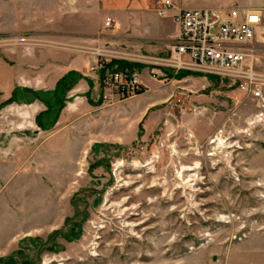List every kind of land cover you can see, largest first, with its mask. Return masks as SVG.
<instances>
[{"label": "rangeland", "instance_id": "374dc122", "mask_svg": "<svg viewBox=\"0 0 264 264\" xmlns=\"http://www.w3.org/2000/svg\"><path fill=\"white\" fill-rule=\"evenodd\" d=\"M62 1L0 0V102L18 86H48L46 69L64 52L96 56L98 40L63 36L80 20L100 28L98 38L102 29L123 36L112 14L81 15L74 0ZM146 2L149 12L125 19L139 36L163 18L159 0ZM127 43L109 48L138 63L157 57ZM150 70L152 82L125 110L148 107L146 124L131 118L122 144L87 141L80 154L60 152L42 180L0 161V264H264V116L255 117L264 100L218 79H153ZM2 116L10 132L9 111Z\"/></svg>", "mask_w": 264, "mask_h": 264}, {"label": "crops", "instance_id": "0c3cea01", "mask_svg": "<svg viewBox=\"0 0 264 264\" xmlns=\"http://www.w3.org/2000/svg\"><path fill=\"white\" fill-rule=\"evenodd\" d=\"M172 2L173 7L169 9L166 16H161L163 18L159 24L154 29L146 27L145 35L139 36L135 32L132 33L129 27L126 28L127 23H125V19L127 20L128 17L130 19L133 18L138 12H149L150 10L148 9L146 0H89L84 6L81 0H74L73 10H78L81 15L84 11L94 8L97 12L115 16L114 29L122 31V34L119 33L123 36L127 32L128 38L113 34L114 37L109 34L111 32L109 29H102V37L98 38L100 28L87 29L84 27V29L82 20L74 26L76 29H74L73 34L67 32L70 30H64L63 36L67 39L72 38L74 41L86 40L88 43L91 42L89 40H98L101 46H105L104 48H109V46L115 44L125 45L123 43L128 42L127 44H129L130 42H136L132 45L133 47H137L139 51L146 48L147 50L144 51L154 53L153 55L158 57L163 56V51H167L165 48L167 49L170 46L177 31V26L172 16L176 14L178 9L227 8L231 6L246 7L257 10L261 16V23L251 43V47L258 54L260 64L263 67L261 70H264V0H172ZM60 5V8L64 5L66 7L67 3L64 2V4ZM66 15L67 13L64 14V18H67ZM62 26L71 28V25L67 22H63ZM79 54L78 52L73 53L72 51L64 52L63 58L60 55L62 64L46 69L44 83H47L48 86H18L33 90H52L57 80L68 71H77L92 83L90 86L88 82L81 79L69 91L67 101L51 129L42 130L35 122V117L45 110V106L39 101H34L29 104L11 103L0 108V138L4 139L3 143L0 141L1 165L9 162L11 165H8L10 167L14 166L15 171L23 168H26L28 172L36 171L42 180L43 174L41 173L52 167L50 166L51 161L55 165L54 158H57L60 152L80 154L83 142L87 141H90V144L97 142L120 145L129 136L130 124L128 121L131 118L137 124L145 118L144 123L146 124L148 107H136L131 114H125L129 100L132 98L109 107L98 104L101 94L99 86L100 72L97 79H95L93 72H89L93 70L92 66L95 65L97 56H87L84 58L81 56L82 54ZM127 61L134 62L132 60ZM148 69L149 66L147 65H144L140 69V80L145 86H148L152 82L147 76ZM83 82L86 83V86L83 85ZM79 88L82 89V94L75 95L76 91H79ZM94 94L97 95L98 101L93 99ZM7 111L10 113L8 117L10 132L5 131V124L2 120V114ZM1 165L0 167L2 169L6 168ZM61 165L65 167V159L59 164L60 167ZM1 250L0 247V255Z\"/></svg>", "mask_w": 264, "mask_h": 264}, {"label": "built area", "instance_id": "2783aa9c", "mask_svg": "<svg viewBox=\"0 0 264 264\" xmlns=\"http://www.w3.org/2000/svg\"><path fill=\"white\" fill-rule=\"evenodd\" d=\"M172 7V0H159L157 14L166 16ZM172 18L177 31L167 54L153 57L148 62L139 61L140 64L146 63L149 66V75L153 79L188 71L204 78L214 77L222 82H229L230 86H235L246 96L264 100V75L257 69L260 60L251 47L261 23L257 10L240 6L178 9ZM112 22L107 17L105 27L110 28ZM95 55L96 70L100 72V105L109 107L145 92L140 80V70H118L107 66L112 59L135 61L134 58L104 47L96 48ZM262 116V112L255 115ZM168 123L167 119L164 125ZM191 137L192 134L187 131L184 138L189 141ZM163 145L162 140L157 143L154 156L158 157L159 148Z\"/></svg>", "mask_w": 264, "mask_h": 264}, {"label": "trees", "instance_id": "16d2710c", "mask_svg": "<svg viewBox=\"0 0 264 264\" xmlns=\"http://www.w3.org/2000/svg\"><path fill=\"white\" fill-rule=\"evenodd\" d=\"M107 66L115 67L118 70L133 68L140 70L144 67V65L140 63H133L119 59L110 60ZM189 75L202 76L200 74L191 73L188 71H180L174 76L177 79H180ZM81 79H84L86 82H88L90 86L92 85V83L81 73L77 71H68L58 79L54 89L52 90L43 91L16 87L12 90L10 96L0 103V108L11 103L29 104L37 100L45 106V110L35 117V122L42 130H49L54 126L61 109L64 107L65 102L67 101V93ZM209 79L214 80L216 78L209 77ZM98 104H100V102H98Z\"/></svg>", "mask_w": 264, "mask_h": 264}]
</instances>
